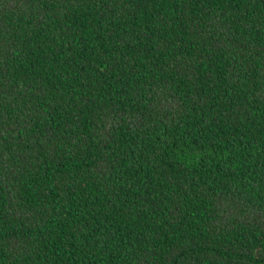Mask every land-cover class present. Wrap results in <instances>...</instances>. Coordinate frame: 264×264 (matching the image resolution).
<instances>
[{
	"label": "trees",
	"instance_id": "obj_1",
	"mask_svg": "<svg viewBox=\"0 0 264 264\" xmlns=\"http://www.w3.org/2000/svg\"><path fill=\"white\" fill-rule=\"evenodd\" d=\"M0 264H264V0H0Z\"/></svg>",
	"mask_w": 264,
	"mask_h": 264
}]
</instances>
